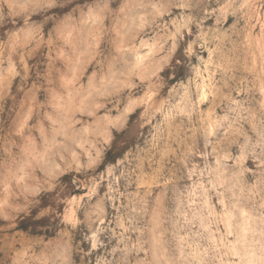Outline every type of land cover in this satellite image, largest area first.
I'll return each mask as SVG.
<instances>
[{"label":"rangeland","instance_id":"obj_1","mask_svg":"<svg viewBox=\"0 0 264 264\" xmlns=\"http://www.w3.org/2000/svg\"><path fill=\"white\" fill-rule=\"evenodd\" d=\"M0 264H264V0H0Z\"/></svg>","mask_w":264,"mask_h":264}]
</instances>
